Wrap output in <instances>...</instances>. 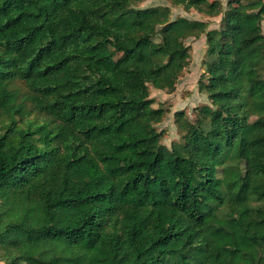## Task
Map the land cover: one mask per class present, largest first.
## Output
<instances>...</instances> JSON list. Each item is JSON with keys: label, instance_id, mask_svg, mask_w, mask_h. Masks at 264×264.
I'll return each instance as SVG.
<instances>
[{"label": "trees", "instance_id": "16d2710c", "mask_svg": "<svg viewBox=\"0 0 264 264\" xmlns=\"http://www.w3.org/2000/svg\"><path fill=\"white\" fill-rule=\"evenodd\" d=\"M138 1L0 0L2 264H264V0ZM201 33L166 146L149 86Z\"/></svg>", "mask_w": 264, "mask_h": 264}, {"label": "rangeland", "instance_id": "374dc122", "mask_svg": "<svg viewBox=\"0 0 264 264\" xmlns=\"http://www.w3.org/2000/svg\"><path fill=\"white\" fill-rule=\"evenodd\" d=\"M225 6L227 0H217ZM138 7L146 6H168L170 9V18L183 16L189 19H201L208 22V28L218 26L220 15L207 16L195 9L185 10L181 5L172 4L170 0H139L135 4ZM264 26V25H263ZM190 46L189 65L180 75L175 89L172 92L156 89L149 86V95L153 99L154 107L163 106L166 109L163 119L155 124V128L162 132V142L170 146L171 141L178 140L180 133L175 121V113L184 110L189 118L193 117L195 108L207 103V97L198 89V79L204 71L203 61L206 58L205 34L201 33L197 37H190L186 40ZM22 89L24 87L20 82H16Z\"/></svg>", "mask_w": 264, "mask_h": 264}, {"label": "crops", "instance_id": "0c3cea01", "mask_svg": "<svg viewBox=\"0 0 264 264\" xmlns=\"http://www.w3.org/2000/svg\"><path fill=\"white\" fill-rule=\"evenodd\" d=\"M0 264H2V262L0 261Z\"/></svg>", "mask_w": 264, "mask_h": 264}]
</instances>
